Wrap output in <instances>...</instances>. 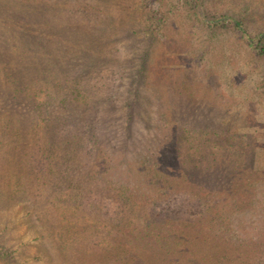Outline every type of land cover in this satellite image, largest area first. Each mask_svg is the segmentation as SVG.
Segmentation results:
<instances>
[{
  "label": "rangeland",
  "instance_id": "obj_1",
  "mask_svg": "<svg viewBox=\"0 0 264 264\" xmlns=\"http://www.w3.org/2000/svg\"><path fill=\"white\" fill-rule=\"evenodd\" d=\"M263 45L264 0H0V264H264Z\"/></svg>",
  "mask_w": 264,
  "mask_h": 264
},
{
  "label": "trees",
  "instance_id": "obj_2",
  "mask_svg": "<svg viewBox=\"0 0 264 264\" xmlns=\"http://www.w3.org/2000/svg\"><path fill=\"white\" fill-rule=\"evenodd\" d=\"M232 23L234 24V26L238 29V30H240V31H243V27H242V22L241 21H238V20H234V21H232ZM251 44V43H250ZM258 55L260 56V57H262V58H264V45L260 48V49H258ZM11 98H13V101H14V103H15V107H12V109L13 110H15V111H20L23 107H21V106H19V107H16L17 106V104H19V103H21V99H17V100H14V97H11ZM89 103H90V101H89ZM43 107V103H41V102H37V105H36V107L37 108H39V107ZM46 111V110H45ZM46 113L47 114H49L50 115V113L49 112H47L46 111ZM20 114H22V113H20ZM51 116V115H50ZM61 116H59V117H57V118H60ZM61 123H64L63 124V126H67L66 125V122H67V119H66V117H61ZM168 137V136H167ZM163 138H165V136L163 137ZM52 148V150H51V154H50V157L52 156V153L54 154L56 151H58V152H62V149L60 148V147H55V148H53V147H51ZM63 154H64V152H62ZM68 153V152H67ZM165 155V154H164ZM163 155V156H164ZM58 158H60V156H59V154L57 153V157H56V163L55 164H53V163H51L50 165L52 166V167H50L49 168V172H48V174H44V177L43 178H41V179H44V183L43 184H45L46 182H50V181H52L53 183H56L57 185L56 186H52L53 185V183H52V185H46V187H48L49 188V190H46V192H45V196H44V200L43 201H45V203H49V204H54V203H56V202H58V204L59 205H61V203H62V201L64 200V198L61 196V192L60 191H62L64 188H66V187H70V186H72L73 185V180H71L72 178H71V176H65V175H61V174H59L60 172V170L58 171V172H56L55 171V169L53 168V167H55L57 164H58V162H57V159ZM167 169H169V168H167ZM150 171H152V170H150ZM154 171V174H151L150 176H147L146 178H152V177H154V176H159L161 179H163L162 180V182H160L161 184H159V185H157L158 186V188H157V190L158 191H163V192H165L166 190H167V188L168 187H174V184H175V182L178 180V179H172L171 178V175H167V174H164V172L162 171V170H160V169H154L153 170ZM49 177H51V178H49ZM142 179H144V178H142ZM164 180H165V182H164ZM77 187L78 186H80V185H76ZM171 189V188H170ZM54 191L56 192V193H58V194H56V193H54ZM44 195V194H43ZM122 197V199L124 200L123 201V203H126V201L127 200H129V199H127V198H125L124 196H121ZM136 200V199H135ZM196 201L198 200V201H200V203H201V201H203L202 199H198V198H196L195 199ZM134 202V201H133ZM194 204H195V202H194ZM196 205V204H195ZM219 205V204H218ZM140 206V204H137L136 203V205H135V208H138ZM222 205L220 204V207H221ZM80 209H82V205L81 204H79V203H76L75 202V207L73 208V210L74 211H78V210H80ZM210 210V209H209ZM92 211V210H91ZM93 211H95L94 209H93ZM180 210H175V213L176 212H179ZM127 209H125L124 211H123V215L122 216H117L116 218H118V222L121 224V221L122 222H124V223H127V222H125L126 220H127V217H128V214H127ZM150 214H149V213ZM148 212H147V214H148V216H149V220H150V222L153 224V221L154 222H156V224H154V228H155V231H156V237L158 238V239H160L161 241H162V243L160 244V246H159V248H158V250H160V251H169V250H172V248H175L176 250H175V252L176 251H179L178 250V248L176 247V244H172L171 242H168V240H167V236L166 235H163L162 234V231L160 230V224L157 222L158 221V219L157 218H159L160 217V213H157V214H155V216H152L151 215V213H152V210L151 211H149L148 210ZM96 220L97 219H99L98 217H94ZM78 219H79V217H77L76 219H75V222H70V223H68L67 222V224L68 225H70L71 227H73V226H81V224L79 225V222H78ZM122 219V220H121ZM214 218H212L211 220H213ZM95 220V221H96ZM94 221V222H95ZM94 222H92L91 221V223H90V225H91V227H92V224L94 223ZM88 225H89V223H88ZM111 229H110V231H116L115 230V227L116 226H119L118 224H117V222L115 221V220H113V223L111 224ZM98 228V227H97ZM95 229V232H99L100 230H98V229ZM90 231H93V230H91L90 229ZM184 232H186V231H184ZM94 234V233H93ZM119 234H121V232L119 233ZM118 235V234H117ZM116 235V236H117ZM213 238H215L216 240H217V237H213ZM94 239V238H93ZM237 240H235L234 241V243H232L229 247L228 246H224V250L225 251H231L233 248H235V249H243V248H245V247H247V243L246 242H244V241H242V239H240V238H236ZM193 240V242H192V244H193V247H194V245L196 244V242H195V240L194 239H192ZM97 244H96V248L97 249H102V247H100V243H98V242H96ZM100 244V245H99ZM225 244V243H224ZM223 244V245H224ZM102 246V245H101ZM111 246H114V245H111ZM110 246V247H111ZM183 248H184V250L183 251H185L186 252V255H187V253H188V250L190 249V245L188 244V242H183ZM150 249H153L152 247H150ZM114 249H107L106 250V252H104L105 254H103V251H100V253H99V255L100 254H102L103 255V257H107V254L109 255V257H108V260H117V259H113L112 258V256H113V254H115V252L113 251ZM195 251H196V249H194ZM93 252H96V250L95 249H93V251H92V253ZM129 251H125V252H123L124 254H127ZM250 251H248V253H249ZM251 253V252H250ZM240 254V253H239ZM150 255H151V257H153V258H151V260L152 259H154V261L156 262V263H158L159 261H161L164 257H163V254L162 253H160L159 251L157 252V254L155 255L154 253H150ZM183 255H185V253L183 254ZM0 257H2V258H5V259H10V253H9V251L7 250V248L5 247V245L3 244V243H1V241H0ZM107 260V259H106ZM194 260H195V262H194ZM193 261H190L191 263H193V264H200V258H195ZM153 261V260H152ZM186 263V264H191L190 262H189V258L188 257H186V256H183V257H181L179 260H178V262H177V264H181V263ZM219 264H221V263H219ZM238 264H260V262L258 261V260H256L255 262L254 261H249V260H247V261H245V260H241V258H239V262H238Z\"/></svg>",
  "mask_w": 264,
  "mask_h": 264
}]
</instances>
